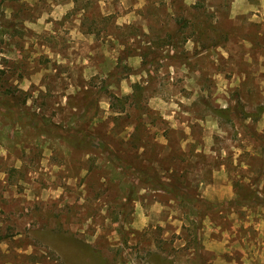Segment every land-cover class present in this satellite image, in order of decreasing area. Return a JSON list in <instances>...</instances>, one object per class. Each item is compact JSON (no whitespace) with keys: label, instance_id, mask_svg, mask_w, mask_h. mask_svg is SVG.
Returning <instances> with one entry per match:
<instances>
[{"label":"rangeland","instance_id":"374dc122","mask_svg":"<svg viewBox=\"0 0 264 264\" xmlns=\"http://www.w3.org/2000/svg\"><path fill=\"white\" fill-rule=\"evenodd\" d=\"M263 105L264 0H0V264H264Z\"/></svg>","mask_w":264,"mask_h":264},{"label":"trees","instance_id":"16d2710c","mask_svg":"<svg viewBox=\"0 0 264 264\" xmlns=\"http://www.w3.org/2000/svg\"><path fill=\"white\" fill-rule=\"evenodd\" d=\"M231 109H219L215 112V115L218 118H224L227 119L229 116ZM264 113V105L260 106L257 110L255 114H244V116L248 119H251L253 121L257 120L258 118H260L262 116V114ZM72 137H61V140H64L66 143L71 144V146L73 147H81L83 146V144H85V140H87V143L89 144H95L96 142V147L98 148L99 145L100 147L98 149H101L104 152V155L107 156L108 158H113L115 157V153L112 150H109V147L107 145H105L104 143H102L101 139L98 140V142L96 141V136H92L91 134H88L87 132L81 130L80 128H74L72 129ZM72 138V139H70ZM98 138H100L98 136ZM100 141V142H99ZM111 160V159H109ZM151 170H142V172L144 174H148ZM172 193L174 194V198H176L175 200H179V196H178V190L177 188H173ZM182 195H185L184 193H180ZM183 200H186V203L188 204L189 198H184ZM195 201V200H194ZM197 201V200H196ZM185 202V201H184ZM195 207V205L192 206V208ZM197 208V207H196ZM197 212L195 213L196 215L200 213L199 208L196 209ZM196 230V228H195ZM191 242L193 243V247H191L192 252L196 255L199 256L201 253V246L199 244V240L197 238V234L195 232V237L192 236V240ZM189 248H186V250Z\"/></svg>","mask_w":264,"mask_h":264}]
</instances>
